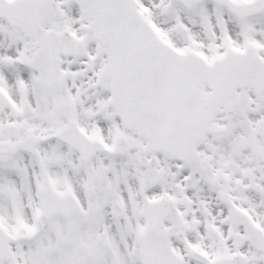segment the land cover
<instances>
[{"label": "snow or ice", "instance_id": "obj_1", "mask_svg": "<svg viewBox=\"0 0 264 264\" xmlns=\"http://www.w3.org/2000/svg\"><path fill=\"white\" fill-rule=\"evenodd\" d=\"M0 264H264V0H0Z\"/></svg>", "mask_w": 264, "mask_h": 264}]
</instances>
